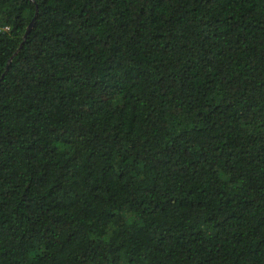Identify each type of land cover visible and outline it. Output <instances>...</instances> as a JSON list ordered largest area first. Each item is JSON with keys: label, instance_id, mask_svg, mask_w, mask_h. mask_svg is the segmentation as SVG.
I'll return each instance as SVG.
<instances>
[{"label": "trees", "instance_id": "trees-1", "mask_svg": "<svg viewBox=\"0 0 264 264\" xmlns=\"http://www.w3.org/2000/svg\"><path fill=\"white\" fill-rule=\"evenodd\" d=\"M0 27V264H264V0H0Z\"/></svg>", "mask_w": 264, "mask_h": 264}, {"label": "built area", "instance_id": "built-area-1", "mask_svg": "<svg viewBox=\"0 0 264 264\" xmlns=\"http://www.w3.org/2000/svg\"><path fill=\"white\" fill-rule=\"evenodd\" d=\"M2 30V28L0 27V31Z\"/></svg>", "mask_w": 264, "mask_h": 264}, {"label": "water", "instance_id": "water-1", "mask_svg": "<svg viewBox=\"0 0 264 264\" xmlns=\"http://www.w3.org/2000/svg\"><path fill=\"white\" fill-rule=\"evenodd\" d=\"M30 27H31V26H30ZM30 27H29V28H30ZM28 30H29V29H28ZM28 30H27V31H28Z\"/></svg>", "mask_w": 264, "mask_h": 264}]
</instances>
